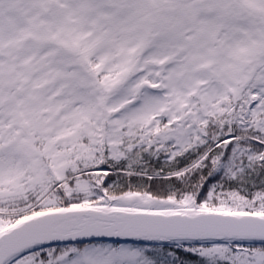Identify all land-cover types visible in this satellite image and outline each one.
<instances>
[{"label":"snow or ice","instance_id":"6c2138e0","mask_svg":"<svg viewBox=\"0 0 264 264\" xmlns=\"http://www.w3.org/2000/svg\"><path fill=\"white\" fill-rule=\"evenodd\" d=\"M0 264H264V0H0Z\"/></svg>","mask_w":264,"mask_h":264}]
</instances>
